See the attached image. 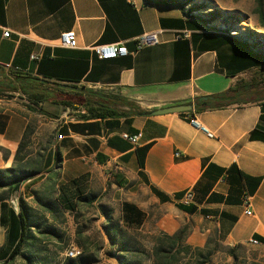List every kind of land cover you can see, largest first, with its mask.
I'll list each match as a JSON object with an SVG mask.
<instances>
[{
    "label": "crops",
    "instance_id": "1",
    "mask_svg": "<svg viewBox=\"0 0 264 264\" xmlns=\"http://www.w3.org/2000/svg\"><path fill=\"white\" fill-rule=\"evenodd\" d=\"M141 1L135 8L128 0H0V66L6 71L93 90L123 111L148 112L93 118L85 104L40 103L49 116L29 110L19 93L0 95V147L7 151L5 157L0 149V168L12 166L32 125L34 153L45 155L46 166L22 184L29 206L36 209L35 195L43 197L46 182L58 195L60 185L82 178L83 194L96 198L81 210L96 205L101 215L107 194L120 202V213L124 202L143 211L142 227L154 217L169 234L184 228L187 242L196 246L263 250L264 139L251 133L257 126L264 131V86L260 97L248 96L254 88L243 87L262 79L255 76L260 65L254 52L191 17L188 6ZM7 29L10 37L4 36ZM71 29L78 46H61V34ZM145 31H160L161 41L135 55L101 59L91 48L124 43L133 51ZM235 87L234 103L191 114L212 137L183 114L151 113L187 103L195 108L198 97ZM124 133H140L138 144ZM147 146L141 165L137 150ZM96 176L103 179L99 188ZM188 189L194 199L185 208L176 195ZM10 203L18 208L17 197Z\"/></svg>",
    "mask_w": 264,
    "mask_h": 264
},
{
    "label": "trees",
    "instance_id": "2",
    "mask_svg": "<svg viewBox=\"0 0 264 264\" xmlns=\"http://www.w3.org/2000/svg\"><path fill=\"white\" fill-rule=\"evenodd\" d=\"M165 1L180 3L184 7L188 6L187 11L191 17L204 22L213 31L227 32L230 39L247 46L254 52L255 61L260 65L255 76L264 74V33L260 34L254 31H246L242 34L232 33L230 29L222 28L216 23L219 18L218 12H199L204 8V5L194 2V0ZM258 12L263 15V18L256 24V28L264 31V12L261 7ZM255 76L252 77L253 81H255ZM259 84L260 82H252L243 87H248L246 90H250V88L257 87ZM238 89L239 87L231 88L226 92L210 95L208 99L198 97L193 110L180 112V114L190 113L194 115V113L203 110L230 105L235 102ZM14 93H19L22 98L27 100L26 105L29 110L49 116H51V113L41 107L40 103L50 101L66 106H72L76 103L85 104L88 107L90 116L93 118L120 116L128 113H148L142 109L133 112L123 111L117 102L93 90L76 86L69 87V85L47 81L36 76L6 71L0 66V95L12 96ZM32 135V125H28L15 153L12 166L0 168V226L5 229V244L0 247V260L14 259L21 255L26 258L27 264H60L58 258L50 259L41 253L40 248H37L35 241L39 237H37L33 228L40 231L41 222L38 219V212L37 209L28 205L20 193L23 182L40 176L44 169L43 166H46V163H44L45 155L39 151L36 154L34 153ZM251 137L264 139V131L257 126L252 131ZM0 149L3 150L6 157L7 151L2 147ZM147 149L148 146L137 150L141 165H143ZM83 185L82 178H73L67 184L60 185L58 195L55 193L46 197L35 195L44 211L51 214L61 211L70 212L75 221L78 222L77 244L81 247V253L76 257L66 256L63 259V264H97L101 260V251L106 256L117 259L120 264H181L183 257L191 251H197L200 255H209L216 251L206 245L205 250L207 249V252H205L200 247H193L187 243V231L184 228L173 234L159 230L152 236L149 247L143 245L140 239L134 236V232L140 230L144 225L145 213L130 202L123 203L118 217L113 214V208L100 204L101 211L107 219L102 224L104 235L100 234L101 236L97 238H84V226L80 224L83 211L80 207L84 203L93 202L96 195L83 194ZM176 196L181 198L183 195L177 194ZM13 197H17L18 208L10 203ZM183 206L188 207L186 204ZM45 231L49 233L48 237L50 239L59 238V240H62L61 233L55 228L50 227ZM236 250L234 248V252Z\"/></svg>",
    "mask_w": 264,
    "mask_h": 264
},
{
    "label": "rangeland",
    "instance_id": "3",
    "mask_svg": "<svg viewBox=\"0 0 264 264\" xmlns=\"http://www.w3.org/2000/svg\"><path fill=\"white\" fill-rule=\"evenodd\" d=\"M196 3H202L204 8L202 12H218L219 18L216 21L222 28L230 29L232 33L242 34L246 31H254L256 33L263 34L264 31L257 29L258 24L263 15L259 14L258 9L261 7L264 12V0H194ZM253 35V33H252ZM259 35V34H258ZM260 84L254 87L252 93L248 96L260 97L263 96V75ZM20 98L21 96L18 95ZM93 182L97 188L103 183V179L95 177ZM45 192L41 195L46 197L53 193L56 194V190L53 191L48 182L44 187ZM54 195V194H53ZM141 200L148 201V197L145 195L140 196ZM101 200L106 203L107 206L113 208V214L115 217L120 216V202L111 200V197L107 194L101 196ZM18 207V203H16ZM38 212V219L41 222L40 231L37 228H33V231L39 237L36 240L37 248L41 249V253L48 256L50 259L58 258L60 264H63V259L66 257V251L73 246L79 247L77 244V228L74 218L70 212L61 211L56 214H51L43 210V207L38 204L35 206ZM153 207V205L151 206ZM83 215L80 217V224H83L84 235L83 237L97 238L104 235L102 230V224L107 219L100 212L96 210V205H85L82 209ZM154 217L148 220V223L140 230L134 232V236L140 239V242L149 247L152 236L160 229L156 226ZM55 228L62 235V240L59 238L50 239L49 233L45 231L47 228ZM79 239V238H78ZM187 242V239H186ZM188 243V242H187ZM5 244V229L0 226V247ZM190 244V243H189ZM200 247L205 252V246ZM209 247L214 248L216 251L209 255H200L197 251H191L181 260V264H264V249L252 248L243 246L237 249L235 252L231 248L224 245H218L212 243ZM28 252L27 250H25ZM234 253V254H232ZM194 255H196L194 257ZM100 262L97 264H120V262L112 257L106 256L103 251L100 252ZM24 256H17L14 259L0 260V264H27Z\"/></svg>",
    "mask_w": 264,
    "mask_h": 264
},
{
    "label": "built area",
    "instance_id": "4",
    "mask_svg": "<svg viewBox=\"0 0 264 264\" xmlns=\"http://www.w3.org/2000/svg\"><path fill=\"white\" fill-rule=\"evenodd\" d=\"M128 2L133 5L135 8H140L145 4V1L141 0H128ZM11 31L7 29L4 31L5 37H10ZM185 36H189V32L185 33ZM160 39V31H145L142 35L137 37L136 39V47L133 51H130L126 44L124 43H96L91 46L93 51L97 54V56L101 59H115L122 56L127 55H135L143 48L159 44ZM60 45L66 48H76L78 46L77 33L74 29L64 31L60 36ZM34 57V55H33ZM184 118L187 119L190 123L195 126L205 130L207 134L212 137L213 134L208 131L204 126H202L197 119H195L190 113L183 114ZM141 134L131 135L128 133H124L123 137L130 141L133 145L138 144ZM61 137V136H60ZM194 193L191 189H188L183 196L181 197V202L186 205H190L193 202ZM14 201V200H13ZM16 204V203H15ZM249 204V202H247ZM248 214H251V211H247ZM258 241L257 239H253ZM73 252H81V249L73 246L66 251V256L72 257Z\"/></svg>",
    "mask_w": 264,
    "mask_h": 264
},
{
    "label": "water",
    "instance_id": "5",
    "mask_svg": "<svg viewBox=\"0 0 264 264\" xmlns=\"http://www.w3.org/2000/svg\"><path fill=\"white\" fill-rule=\"evenodd\" d=\"M202 98L208 99L210 98V96H203ZM193 109H194V105L192 103H187V104L172 105L164 108H158L151 111V113L153 114L180 113V112L191 111Z\"/></svg>",
    "mask_w": 264,
    "mask_h": 264
},
{
    "label": "bare ground",
    "instance_id": "6",
    "mask_svg": "<svg viewBox=\"0 0 264 264\" xmlns=\"http://www.w3.org/2000/svg\"><path fill=\"white\" fill-rule=\"evenodd\" d=\"M80 253H81V252H73V253H72V257H76V256H78Z\"/></svg>",
    "mask_w": 264,
    "mask_h": 264
}]
</instances>
